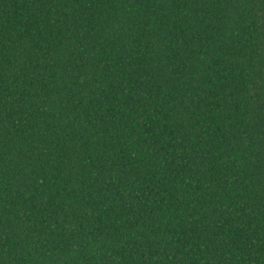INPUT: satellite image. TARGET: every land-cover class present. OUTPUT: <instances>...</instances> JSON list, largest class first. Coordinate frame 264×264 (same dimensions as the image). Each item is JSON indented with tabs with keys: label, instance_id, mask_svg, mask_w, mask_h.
I'll list each match as a JSON object with an SVG mask.
<instances>
[{
	"label": "trees",
	"instance_id": "trees-1",
	"mask_svg": "<svg viewBox=\"0 0 264 264\" xmlns=\"http://www.w3.org/2000/svg\"><path fill=\"white\" fill-rule=\"evenodd\" d=\"M0 264H264V0H0Z\"/></svg>",
	"mask_w": 264,
	"mask_h": 264
}]
</instances>
